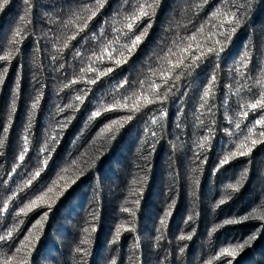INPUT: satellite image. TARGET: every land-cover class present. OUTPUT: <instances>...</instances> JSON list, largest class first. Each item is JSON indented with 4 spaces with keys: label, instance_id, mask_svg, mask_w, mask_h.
Here are the masks:
<instances>
[{
    "label": "trees",
    "instance_id": "trees-1",
    "mask_svg": "<svg viewBox=\"0 0 264 264\" xmlns=\"http://www.w3.org/2000/svg\"><path fill=\"white\" fill-rule=\"evenodd\" d=\"M0 56V264H264V0H7Z\"/></svg>",
    "mask_w": 264,
    "mask_h": 264
},
{
    "label": "snow or ice",
    "instance_id": "snow-or-ice-1",
    "mask_svg": "<svg viewBox=\"0 0 264 264\" xmlns=\"http://www.w3.org/2000/svg\"><path fill=\"white\" fill-rule=\"evenodd\" d=\"M157 2H158V0H157ZM250 2H251V0H249V3H250ZM4 3H7V0H3V3H0V8L3 7V4H4ZM149 7L151 8L152 5H149ZM93 15H95V13H93ZM147 15H149L148 10L142 8V9L140 10V14H139L138 16H135V17L133 18V22H135L136 20H139L141 16H147ZM236 22L239 23L238 20H237ZM127 27H128L129 29H131V28H132V23H129V24L127 25ZM232 31L234 32L235 29H232ZM144 34H146V30H145V33H144ZM16 35H19V32H17ZM142 35H143V34H142ZM141 39H142V36H137V37H136V39L132 42V47L129 49V52H131L132 50L135 49L136 45H138V44L140 43ZM209 51H212V49H209ZM8 58H9L8 56H0V59H8ZM116 63L119 64V63H121V61L117 60ZM181 63H182V61H181ZM178 66H179V65H177V67H178ZM109 71H111V69H109ZM93 82H94V81H93ZM205 95H207V92L205 93ZM78 99H79V97H78ZM143 100H144V103H146V104H147V103H152V102H153V101L149 100L147 97H144ZM124 107H127V105H124ZM257 107H264V98H262V99H261L260 101H258L257 103L251 105V108H253V109H255V108H257ZM135 109H136V110H139V103H137V105H135ZM95 115L99 116L100 113H99V112H96ZM130 118H131V117H129V119H130ZM257 123H264V120L257 121ZM261 135H264V133H261ZM257 142H258V141H255V140L252 141L253 145L256 144ZM248 151H251V149L249 148ZM240 154H241V155H245L246 153H245V152H241ZM233 155H235V153H233ZM20 158L23 159V156H21ZM227 162H228L227 158H226L224 161H222V163H227ZM31 206H35V202H33V205H31ZM31 206H30V207H31ZM251 215H253V214L250 213L249 216H251ZM248 218H249V217H244L243 219H248ZM259 218H260V219H264V215H261ZM237 222H238V221H234V220L225 221L226 224H228V223H237ZM118 235H119V232H117V236H118ZM0 239H3V237H0ZM253 239H255V236H251V237H249L247 240L244 241V244L237 245L236 248H225V249L222 250V252L220 253V255H228V256L235 257L236 254H237L238 249H242V248L244 247L245 244H250V243L252 242ZM6 264H10V262H6Z\"/></svg>",
    "mask_w": 264,
    "mask_h": 264
}]
</instances>
